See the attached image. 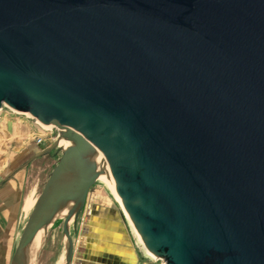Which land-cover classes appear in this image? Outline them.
<instances>
[{
    "label": "water",
    "instance_id": "1",
    "mask_svg": "<svg viewBox=\"0 0 264 264\" xmlns=\"http://www.w3.org/2000/svg\"><path fill=\"white\" fill-rule=\"evenodd\" d=\"M68 142L22 226L76 220L104 175L166 264H264V0H0V108Z\"/></svg>",
    "mask_w": 264,
    "mask_h": 264
},
{
    "label": "rangeland",
    "instance_id": "2",
    "mask_svg": "<svg viewBox=\"0 0 264 264\" xmlns=\"http://www.w3.org/2000/svg\"><path fill=\"white\" fill-rule=\"evenodd\" d=\"M4 115L3 120L11 118V120H15V125L18 126L19 132L16 134L17 136H14L8 130L3 131L0 129V131H3L2 136L6 139H12L11 141L16 145L13 148H6L5 154H3L5 160L0 164V181L24 163L29 157L40 151L41 148L48 147L54 143L60 135V128L51 127L47 129L28 114L5 111ZM39 138L45 142V145L42 147L39 145ZM60 143L62 144V139H60ZM61 155L62 148L57 147L49 155L42 156L31 162L26 168L22 169L18 174H15L11 182H8L3 187L1 186L2 192L0 200L8 199L7 203L19 205L17 209L18 214L14 222L4 226L6 228V234L5 236L3 235L4 238L2 240L0 239V242H4L5 249L9 248L12 251V255L19 241L22 226L34 203L33 201L43 188ZM8 187L9 189H7ZM28 202L30 204L29 208H25ZM104 211L113 213L120 218L122 223L121 227L123 232H125L122 233L123 239L121 244L128 248L133 247V251L130 248L132 263L129 262V255H125V259L119 258V256L109 258L105 255L98 260L90 259L86 255H82L84 245H95V242L99 241L97 238L104 239L107 244H112L108 238L97 235L94 232L89 234L85 231L86 227H91L90 222L96 220L95 217H97L98 213L104 214ZM70 230L74 242V252L70 264H166L163 259L148 254L137 231L125 214L124 208L113 194L110 183L105 178H100L92 186L83 209L79 212L76 220L73 219L70 222ZM35 243L36 237L33 246H35ZM66 244L67 239L63 233V217L56 216L55 220L51 222L45 240L36 256L34 257V253L32 254L30 264H64ZM108 246L106 251L110 249V245Z\"/></svg>",
    "mask_w": 264,
    "mask_h": 264
},
{
    "label": "crops",
    "instance_id": "3",
    "mask_svg": "<svg viewBox=\"0 0 264 264\" xmlns=\"http://www.w3.org/2000/svg\"><path fill=\"white\" fill-rule=\"evenodd\" d=\"M11 119L3 120V122L0 125L1 126L0 129H2L3 131L8 130V132L10 134L17 136L16 134H18V132H19L18 126L15 125V123H16L15 120L14 119L11 120ZM3 131H0V164H2L5 160V157L3 156V154H5L4 152H5L6 148H9V147L13 148L16 146L11 141L12 139H6V138H4V136H2ZM14 177L15 176H13L3 186H5L8 182H11V180H13ZM2 187H0V195L2 192ZM7 189H9V187ZM7 201H8V199L0 200V239L1 240L4 238V236L6 234V228L4 226L14 222V219L18 214L17 209H18L19 205L18 204L15 205V203L10 204V203H7ZM29 205L30 204L28 202L26 204L25 208H29ZM103 213L104 214H100V212H99L97 217H95L96 220L90 222L91 227L90 228L86 227L85 231L89 234L94 232L97 235L108 238V240L111 241L112 244H107V243H105L106 241H104V239L97 238L99 241H96L95 245H92V244L84 245L82 255L83 256L86 255L88 258H90V259L93 258L95 260L101 259L105 255L110 256V257H112V256L118 257L119 256V258H122V259H125L124 258L125 255H129L128 256V258H130L129 262L132 263V259H131L132 253L130 251V248L133 251V247L128 248L127 246L121 244L122 239H123L122 233H125V232H123V229L121 227L122 223L120 221V218L118 216H115L113 213H109V212H105V211ZM116 238H118V239H116ZM1 242H0V264H10L12 251H10L9 248L5 249L4 242H2V243ZM108 245H110V249H109V251H106L107 248L109 247ZM121 251H123V252L120 253ZM107 252H109V253H107Z\"/></svg>",
    "mask_w": 264,
    "mask_h": 264
},
{
    "label": "bare ground",
    "instance_id": "4",
    "mask_svg": "<svg viewBox=\"0 0 264 264\" xmlns=\"http://www.w3.org/2000/svg\"><path fill=\"white\" fill-rule=\"evenodd\" d=\"M45 128H47V129H50L51 128V126H46V125H43ZM63 133H64V129H62V128H60L59 129V134L60 135H63ZM64 145L66 146V145H68V142L66 141V140H64L63 138H62V144L60 143V141H59V146L58 147H61V148H63L64 147ZM101 178H105L104 177V175L103 176H101ZM110 186H111V190H112V192H113V194L116 196V198L118 199V196H117V194H116V191H115V189H114V187L111 185V183H110ZM118 201H119V199H118ZM120 202V201H119ZM51 206V209H50V213H49V215L46 217V219H45V221H44V225H43V227L40 229V231L36 234V243H35V246H34V257L36 256V254H37V252H38V250H39V248L41 247V245H42V243H43V241H44V239H45V237H46V235H47V231H48V229L50 228V225H51V215H52V210H53V203L52 204H50ZM122 205V204H121ZM122 207L124 208V206L122 205ZM65 212H66V209H65V207H62V209H60V211L58 212V217H63L64 216V214H65ZM124 212H125V214L127 215V217L129 218V220H130V222L132 223V221H131V218H130V216H129V214H128V212H127V210L124 208ZM74 219V215H72V217L70 218V222L72 221ZM132 225H133V223H132ZM146 251L148 252V254H150V255H153L151 252H149L147 249H146ZM154 256V255H153Z\"/></svg>",
    "mask_w": 264,
    "mask_h": 264
},
{
    "label": "built area",
    "instance_id": "5",
    "mask_svg": "<svg viewBox=\"0 0 264 264\" xmlns=\"http://www.w3.org/2000/svg\"><path fill=\"white\" fill-rule=\"evenodd\" d=\"M5 111H7V112H12V113H17V112H18V111H16V110L10 108V107L7 106V105H3V106L0 108V125H1V123L3 122V119H4V117H5V115H4ZM43 141H44V140L41 139V138L38 139L39 145H40L41 147H42L43 145H45V144H44L45 142H43Z\"/></svg>",
    "mask_w": 264,
    "mask_h": 264
},
{
    "label": "flooded vegetation",
    "instance_id": "6",
    "mask_svg": "<svg viewBox=\"0 0 264 264\" xmlns=\"http://www.w3.org/2000/svg\"><path fill=\"white\" fill-rule=\"evenodd\" d=\"M109 258H111L110 256H108Z\"/></svg>",
    "mask_w": 264,
    "mask_h": 264
}]
</instances>
